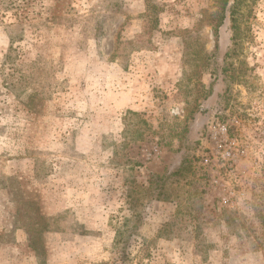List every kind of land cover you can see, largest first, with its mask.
<instances>
[{
	"label": "rangeland",
	"instance_id": "obj_1",
	"mask_svg": "<svg viewBox=\"0 0 264 264\" xmlns=\"http://www.w3.org/2000/svg\"><path fill=\"white\" fill-rule=\"evenodd\" d=\"M243 3L235 46L216 0H0V264H264Z\"/></svg>",
	"mask_w": 264,
	"mask_h": 264
},
{
	"label": "trees",
	"instance_id": "obj_2",
	"mask_svg": "<svg viewBox=\"0 0 264 264\" xmlns=\"http://www.w3.org/2000/svg\"><path fill=\"white\" fill-rule=\"evenodd\" d=\"M216 2L218 3V10L216 11L215 15L217 18H221V22H222L224 15H225L226 10L230 11L231 20L233 23L232 28L234 30L232 39L234 40V45L236 46L242 40V34H241V30H240L241 27H240V23H239L240 22L239 21V13L241 12L242 7L244 6L243 0H216ZM215 26H216L215 29L217 31L219 23H217V25H215ZM235 46L233 48V51L235 50ZM133 219L135 221V225H134V229H135L138 226V224L136 222L139 221L140 217H139V215H136L135 218H133ZM125 222H126V224H128L129 219L126 220ZM132 230H131V232H132ZM129 235H130V231H129ZM124 236H125V232L123 230L118 229L116 231V240L117 241H120L121 239H123Z\"/></svg>",
	"mask_w": 264,
	"mask_h": 264
}]
</instances>
